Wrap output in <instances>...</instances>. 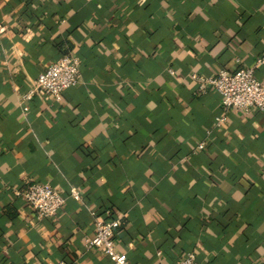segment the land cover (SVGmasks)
Wrapping results in <instances>:
<instances>
[{
  "label": "crops",
  "instance_id": "0c3cea01",
  "mask_svg": "<svg viewBox=\"0 0 264 264\" xmlns=\"http://www.w3.org/2000/svg\"><path fill=\"white\" fill-rule=\"evenodd\" d=\"M71 51L64 100L24 99ZM262 55L264 0H0V264H112L84 245L96 215L121 217L131 264H264V111L191 76L240 59L264 80ZM33 180L67 195L56 216L21 195Z\"/></svg>",
  "mask_w": 264,
  "mask_h": 264
},
{
  "label": "built area",
  "instance_id": "2783aa9c",
  "mask_svg": "<svg viewBox=\"0 0 264 264\" xmlns=\"http://www.w3.org/2000/svg\"><path fill=\"white\" fill-rule=\"evenodd\" d=\"M237 66L233 69L223 68L214 75H205L199 72L191 73L198 87L203 90L212 85L221 95L222 106L226 110L257 108L264 111V80L256 75V67L246 65L237 59ZM258 64H264V55L257 59ZM81 58L75 52H67L51 61L39 75L31 81L30 88L24 92V99H32L36 93L52 97L55 101L62 102L64 93L70 86L82 80ZM228 116L216 118V123L221 124ZM205 142L201 140L198 147L203 148ZM25 201L42 218L57 215L65 204L67 195L49 182L31 181L26 189L20 192ZM70 194L80 198L77 187H71ZM96 215V212H95ZM95 229L92 234L84 238L87 248H101L109 256L112 264H131L128 254L117 248L116 232L122 224L119 216L104 219L95 216ZM160 253V252H159ZM57 264H72L64 259ZM163 264H200L197 252L194 249L186 250L178 259Z\"/></svg>",
  "mask_w": 264,
  "mask_h": 264
},
{
  "label": "trees",
  "instance_id": "16d2710c",
  "mask_svg": "<svg viewBox=\"0 0 264 264\" xmlns=\"http://www.w3.org/2000/svg\"><path fill=\"white\" fill-rule=\"evenodd\" d=\"M67 53V52H66ZM64 54V53H63ZM112 217V216H111Z\"/></svg>",
  "mask_w": 264,
  "mask_h": 264
}]
</instances>
